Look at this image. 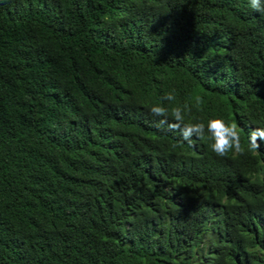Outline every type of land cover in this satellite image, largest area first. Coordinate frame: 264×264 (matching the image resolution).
Wrapping results in <instances>:
<instances>
[{
    "label": "trees",
    "instance_id": "1",
    "mask_svg": "<svg viewBox=\"0 0 264 264\" xmlns=\"http://www.w3.org/2000/svg\"><path fill=\"white\" fill-rule=\"evenodd\" d=\"M153 105L235 123L247 149L264 127V14L0 0V264H264V141L218 157L157 128Z\"/></svg>",
    "mask_w": 264,
    "mask_h": 264
},
{
    "label": "clouds",
    "instance_id": "2",
    "mask_svg": "<svg viewBox=\"0 0 264 264\" xmlns=\"http://www.w3.org/2000/svg\"><path fill=\"white\" fill-rule=\"evenodd\" d=\"M248 2L252 10L264 14V0H248ZM163 100L172 102L175 100V95L171 92L166 93ZM201 103L202 99L198 97L196 106L199 107ZM149 111L152 116L158 118L155 125L157 128L166 127L169 131H178L183 140L188 143H191L193 137L200 140L205 138L211 140V149L218 157H227L230 152L244 154L245 151L258 150L260 147L258 138L264 141V127H257L251 131L249 143L245 149L242 146L240 132L235 123L230 124L223 119H210L207 125L204 123H187L185 115L186 112L191 111L188 105L176 106L171 110L162 105H153ZM248 236L252 238L253 233Z\"/></svg>",
    "mask_w": 264,
    "mask_h": 264
},
{
    "label": "rangeland",
    "instance_id": "3",
    "mask_svg": "<svg viewBox=\"0 0 264 264\" xmlns=\"http://www.w3.org/2000/svg\"><path fill=\"white\" fill-rule=\"evenodd\" d=\"M206 245V244H205Z\"/></svg>",
    "mask_w": 264,
    "mask_h": 264
}]
</instances>
